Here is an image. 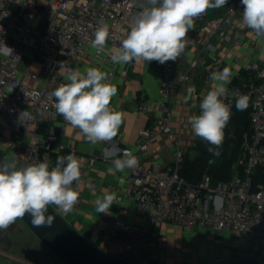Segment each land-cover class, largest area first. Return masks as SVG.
Listing matches in <instances>:
<instances>
[{"label": "built area", "instance_id": "built-area-1", "mask_svg": "<svg viewBox=\"0 0 264 264\" xmlns=\"http://www.w3.org/2000/svg\"><path fill=\"white\" fill-rule=\"evenodd\" d=\"M142 6H149L146 0H0V116L4 119L0 121V152L13 154L9 162L14 161L17 168L47 162L50 171L56 166L51 153L58 135L54 128L47 136L40 135V130L59 121L69 123L57 113L52 93L70 83L66 79L70 70L86 75L88 68H96L106 75L107 82H112L116 63L111 57L130 32ZM243 11L241 0H227L225 16L209 18L207 10L194 19V25L201 24L202 33L209 39L218 38L228 53L243 49L247 41L253 50L259 49L264 46V37L243 24ZM231 16H237V25L225 31L223 27ZM101 24L107 25L109 35L104 47L97 50L92 41ZM2 46L12 49V53ZM209 47L213 48L206 45L199 55ZM24 61L27 67L22 71ZM160 66V114L150 117V125L139 132L136 150L145 149L160 136L166 137L176 147L173 165L163 168L156 163L146 167L138 161L135 168H126L128 174L119 192L146 214L149 226L170 224L187 230L235 233L250 243L264 241V183H255L256 170L264 168V59L241 61L234 70L223 59L211 65L213 72L229 69L222 102L232 111L239 97L247 96L251 121L250 131L243 135L239 165L234 166L230 180L220 182L209 174L196 182L181 176L185 132L183 127H172L169 107L171 92L176 88V68L172 60ZM122 73L127 74L126 70ZM190 78V70L180 76L182 83ZM138 110L150 114L145 98L139 100ZM24 111L31 113V121H19ZM224 137L234 138L235 131L225 128ZM0 157L3 159V155ZM72 188L79 193L78 181ZM82 202L79 194L73 210ZM95 235L120 248L155 240L148 227L129 225L98 229Z\"/></svg>", "mask_w": 264, "mask_h": 264}, {"label": "clouds", "instance_id": "clouds-1", "mask_svg": "<svg viewBox=\"0 0 264 264\" xmlns=\"http://www.w3.org/2000/svg\"><path fill=\"white\" fill-rule=\"evenodd\" d=\"M227 0H146L149 6H142L134 19L133 26L121 46L111 59L116 64L136 61H158L160 64L175 61L186 47V37L193 28L194 19L210 8H220ZM244 5L242 22L258 37H264V0H241ZM106 24L95 32L92 47L100 50L108 38ZM8 53L12 49L2 46ZM229 69L213 72L210 80L215 87L203 98L201 114L190 117L189 123L197 137L206 141L208 151L219 155L223 144L224 129L231 117V109L221 97L229 82ZM66 79L53 93L55 109L73 127L78 128L91 143L110 141L122 123V114L110 107L117 87L107 82L106 75L96 68H88L86 75L79 71H69ZM189 98L195 87L186 89ZM247 96L236 101L237 110L246 109ZM19 121H31V113L21 112ZM115 171L133 169L138 159L128 151L123 158L113 160ZM113 168H109L112 172ZM80 178V165L73 155L58 157L56 166L49 170L47 162L17 168L14 161H0V229L8 228L17 218L26 213L31 216L35 227H51L55 217L45 215L49 205H55L61 212H71L79 199L78 191L72 188ZM114 194H104L95 200L98 213L108 212L114 203Z\"/></svg>", "mask_w": 264, "mask_h": 264}, {"label": "crops", "instance_id": "crops-1", "mask_svg": "<svg viewBox=\"0 0 264 264\" xmlns=\"http://www.w3.org/2000/svg\"><path fill=\"white\" fill-rule=\"evenodd\" d=\"M225 14V9L223 13L217 14L210 10L209 18L225 16ZM227 22L224 30L230 31L237 25V16L229 17ZM194 26H201V24ZM192 33L186 37L187 44L192 43ZM200 36L205 38V44L201 50L206 45H211L213 48L209 47L199 55L194 52L195 46L193 47L194 44H192L189 49L185 47L183 53L174 61L176 88L172 90L169 102L172 113L171 125L175 129L183 127L185 136L192 131L189 123L190 117L201 114L200 104L204 96L215 87V83L210 80V75L213 73L211 65L215 60L223 59L225 65L234 70L240 67L245 55L240 57L245 54V51L247 56L256 57L251 59H264V46L253 50L252 45L247 41L243 49L228 53L226 46L221 44L218 38L209 39L202 33L201 28ZM204 60H207L206 65L203 64ZM123 70H126V75L122 73ZM186 70L191 71V78L188 82L182 83L180 76ZM160 72L161 66L155 62L133 60L130 66L116 64V75L111 83L117 87V93L112 98L110 107L120 112L123 119L117 135L110 141L93 144L78 128H73L70 124H63L61 121L56 122L53 126H47L43 131L40 130V135L47 136L51 128L54 130L58 128V139L52 152H66L65 157L73 155L80 165L78 187L83 202L80 208L67 214L60 211L63 217L96 246L119 258L129 259L137 264H181L182 261V258L173 252V249H171V253L163 252L160 249L162 244H171L173 235L170 231L181 228L170 224L149 226L146 214L119 192L127 177V169L115 171L113 165V160L122 158L124 152L128 151L146 167H151L156 163L163 168L172 167L176 147L166 137L160 136L149 143L145 149L136 150L139 132L150 125V117H157L160 114L159 106L162 102ZM190 86L195 87V92L186 99L188 96L186 89ZM141 98H145L150 105L149 115L138 110V102ZM0 121H4L1 116ZM188 148L189 144L185 141L184 156L193 158L195 150ZM3 152L5 153L3 159L9 162L13 158V154ZM109 168H113V171L109 172ZM106 193L115 195L114 203L108 212L98 213L95 200ZM122 225L135 228L148 227L155 240L152 243L120 248L95 235V231L98 229H113ZM181 230L187 231L186 229ZM197 231H199L198 233L202 232ZM235 235L244 241L243 246H232L231 249H227L232 253H229L231 258L216 264L259 257L264 254V241L250 243L243 235ZM198 264L206 263L201 260Z\"/></svg>", "mask_w": 264, "mask_h": 264}, {"label": "water", "instance_id": "water-1", "mask_svg": "<svg viewBox=\"0 0 264 264\" xmlns=\"http://www.w3.org/2000/svg\"><path fill=\"white\" fill-rule=\"evenodd\" d=\"M2 154L0 152V156ZM0 161L7 162L1 157ZM49 214L55 217L50 228L33 226L28 213L19 218L28 228V233L35 236L47 249V252L38 253L35 259L23 249L19 254L21 260L34 264H137L93 244L66 221L60 210L51 205L45 215ZM225 264H264V255Z\"/></svg>", "mask_w": 264, "mask_h": 264}, {"label": "rangeland", "instance_id": "rangeland-1", "mask_svg": "<svg viewBox=\"0 0 264 264\" xmlns=\"http://www.w3.org/2000/svg\"><path fill=\"white\" fill-rule=\"evenodd\" d=\"M150 7V5H149ZM226 10V4L220 8H210L208 11H213L215 14ZM200 28L201 26H194L190 29L187 35L191 34L192 43H186V48L193 45L195 46V53H200L202 51V47L205 44V38L200 36ZM225 27H223L224 29ZM213 43H216L213 41ZM240 58L245 55L244 60H249L251 58H256L253 56H247V52H244ZM240 56V55H239ZM27 67V61H24L20 66V69L23 71ZM199 137H197L193 130L185 136V141L189 144L188 149H193L196 142L198 141ZM5 153H3V156ZM196 153H193L192 157H194ZM239 162L235 165L238 166ZM172 233V242L170 245H160V249L163 252H170L173 249V252L176 253L177 256L181 257L182 261L181 264H198L201 260H203L206 264H216L218 262H222L231 258L232 253L228 252L227 249H231L232 246H243L244 241L240 239L234 233H213L209 231H202L201 233L198 232H187L181 229H172L170 231ZM170 246V248H169ZM230 253V254H229ZM0 264H27L19 261H11L7 260L4 257H0Z\"/></svg>", "mask_w": 264, "mask_h": 264}, {"label": "trees", "instance_id": "trees-1", "mask_svg": "<svg viewBox=\"0 0 264 264\" xmlns=\"http://www.w3.org/2000/svg\"><path fill=\"white\" fill-rule=\"evenodd\" d=\"M47 126L41 128L46 129ZM227 129L235 131L234 138L224 137L223 144L218 149L219 155H213L208 151L210 145L200 137L196 142L193 150L196 155L193 158L184 156L180 173L181 176L191 182L201 179L204 174L212 176L215 182L228 181L232 178L233 168L242 157V140L243 135L250 131L251 121L249 109L237 110L236 104L231 111L230 120L226 126ZM55 133L59 134V129H55ZM66 152H52V159L57 162L58 157H65ZM242 172L243 166H239ZM264 183V168H258L255 175V183Z\"/></svg>", "mask_w": 264, "mask_h": 264}, {"label": "flooded vegetation", "instance_id": "flooded-vegetation-1", "mask_svg": "<svg viewBox=\"0 0 264 264\" xmlns=\"http://www.w3.org/2000/svg\"><path fill=\"white\" fill-rule=\"evenodd\" d=\"M187 231L199 232L196 230ZM23 249H26L33 259L38 253L47 252L44 245L35 236L30 235L26 225L17 218L8 228L0 229V257L11 261L34 264L19 258V254Z\"/></svg>", "mask_w": 264, "mask_h": 264}]
</instances>
